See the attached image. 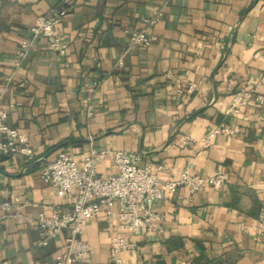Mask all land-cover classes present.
Segmentation results:
<instances>
[{
    "label": "crops",
    "instance_id": "0c3cea01",
    "mask_svg": "<svg viewBox=\"0 0 264 264\" xmlns=\"http://www.w3.org/2000/svg\"><path fill=\"white\" fill-rule=\"evenodd\" d=\"M60 2L0 0L1 106L35 150L33 159L0 152V215L6 189L29 201L22 215L0 219V264H56L64 234L42 244L36 219L43 209L70 210L77 192L59 195L43 168L61 150L82 162L92 146L136 151L162 178L187 167L227 174L222 188L180 186L158 200L164 231H126L135 242L122 253L126 264H264V0H75L58 25L68 53L40 37L17 64L29 28ZM139 28L150 45H131ZM191 82L192 93L177 91ZM242 84L251 94L236 112ZM222 125L231 131L205 146ZM98 168L118 170L111 157ZM118 221L117 210H104L85 223L91 264H110Z\"/></svg>",
    "mask_w": 264,
    "mask_h": 264
},
{
    "label": "built area",
    "instance_id": "2783aa9c",
    "mask_svg": "<svg viewBox=\"0 0 264 264\" xmlns=\"http://www.w3.org/2000/svg\"><path fill=\"white\" fill-rule=\"evenodd\" d=\"M75 0H61L46 13L37 17L29 28V35L22 39L18 50V63L28 58L36 41L40 37L47 40L48 46L66 55L69 44L63 40L58 25L68 12V5ZM159 15L148 18L149 25L155 24ZM153 37L147 28L133 30L131 45L148 46ZM122 63V60H120ZM8 88V83L0 88V152L23 154L29 159L35 157V150L30 143L29 136L17 127L7 122L8 112L1 106V99ZM197 84L191 82L188 87L181 83L177 91L181 94L192 93ZM251 94L247 84H242L232 94L231 106L239 112ZM258 100L264 102V95L259 94ZM91 107V105H90ZM264 128V121H263ZM231 131L227 125L212 128L203 138L205 146L220 132ZM184 143L193 144L197 140L186 136ZM111 157L117 172L102 175L99 164ZM168 167L165 164L158 168ZM44 178L52 184L61 196L77 192L70 210L59 212L41 210L37 217V225L44 232L42 244H47L51 238L64 234V251L57 254L56 264H91V243L83 236L85 223L96 217L102 211H118V225L110 240V264H126L122 253L135 246L134 240L125 232L142 233L144 235L161 233L164 231L162 215L155 204L180 186H185L189 194L203 189L206 185L222 188L227 182V174L218 170L210 175H202L185 168L179 176L162 178L152 163H141V155L136 151L110 149L92 146L79 162L70 152L61 150L55 159L48 161L43 168ZM5 200L2 203L0 219L22 215V207L29 201L21 196L10 197L4 190ZM264 225V218H262Z\"/></svg>",
    "mask_w": 264,
    "mask_h": 264
}]
</instances>
